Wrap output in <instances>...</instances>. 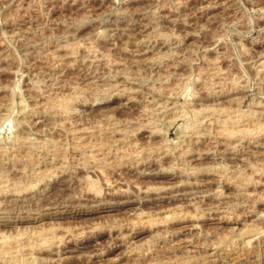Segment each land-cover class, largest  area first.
<instances>
[{
  "label": "rangeland",
  "instance_id": "obj_1",
  "mask_svg": "<svg viewBox=\"0 0 264 264\" xmlns=\"http://www.w3.org/2000/svg\"><path fill=\"white\" fill-rule=\"evenodd\" d=\"M0 264H264V0H0Z\"/></svg>",
  "mask_w": 264,
  "mask_h": 264
},
{
  "label": "bare ground",
  "instance_id": "obj_2",
  "mask_svg": "<svg viewBox=\"0 0 264 264\" xmlns=\"http://www.w3.org/2000/svg\"><path fill=\"white\" fill-rule=\"evenodd\" d=\"M201 218V217H200ZM210 261V260H209Z\"/></svg>",
  "mask_w": 264,
  "mask_h": 264
}]
</instances>
